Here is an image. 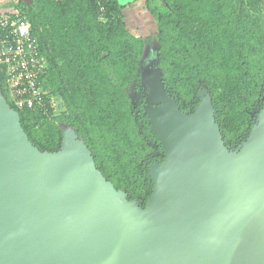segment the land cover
<instances>
[{"label":"water","instance_id":"water-1","mask_svg":"<svg viewBox=\"0 0 264 264\" xmlns=\"http://www.w3.org/2000/svg\"><path fill=\"white\" fill-rule=\"evenodd\" d=\"M156 64L139 69L164 154L148 165L144 208L104 178L73 129L59 126L57 152L35 148L0 86V264H264V101L230 151L207 91L181 111Z\"/></svg>","mask_w":264,"mask_h":264},{"label":"trees","instance_id":"trees-1","mask_svg":"<svg viewBox=\"0 0 264 264\" xmlns=\"http://www.w3.org/2000/svg\"><path fill=\"white\" fill-rule=\"evenodd\" d=\"M10 4L30 21L46 63L39 79L43 107L20 110L8 102L29 141L54 153L61 146L59 125L73 129L104 178L141 208L153 189L148 165L164 160L143 111L139 69L146 54L156 57L164 88L181 111L192 113L197 92L207 91L230 151L253 128L264 101L262 0ZM3 79L0 69L6 95ZM51 96L60 99L62 111L55 112Z\"/></svg>","mask_w":264,"mask_h":264},{"label":"built area","instance_id":"built-area-1","mask_svg":"<svg viewBox=\"0 0 264 264\" xmlns=\"http://www.w3.org/2000/svg\"><path fill=\"white\" fill-rule=\"evenodd\" d=\"M0 69L7 102L20 110L43 107L46 93L39 79L46 70L45 59L31 33L28 18L14 9L7 10L1 0Z\"/></svg>","mask_w":264,"mask_h":264},{"label":"rangeland","instance_id":"rangeland-1","mask_svg":"<svg viewBox=\"0 0 264 264\" xmlns=\"http://www.w3.org/2000/svg\"><path fill=\"white\" fill-rule=\"evenodd\" d=\"M12 2V0L11 1H9V6H12L10 3ZM9 6H6V9L8 10V9H11V7H9ZM260 22H261V28H262V30L264 31V0H262V12L260 13ZM149 56L146 54L144 57H143V61H142V63L141 64H144V62L145 61H147V58H148ZM6 98H8L7 97V95H4ZM51 99H52V101H53V104H54V107H55V112H59V111H62L63 110V106H62V104H61V101H60V99H58V98H56V97H54V96H51ZM59 126H61V125H59Z\"/></svg>","mask_w":264,"mask_h":264},{"label":"crops","instance_id":"crops-1","mask_svg":"<svg viewBox=\"0 0 264 264\" xmlns=\"http://www.w3.org/2000/svg\"><path fill=\"white\" fill-rule=\"evenodd\" d=\"M3 3H4V5L6 6V5H8L9 4V1H11V0H1Z\"/></svg>","mask_w":264,"mask_h":264},{"label":"flooded vegetation","instance_id":"flooded-vegetation-1","mask_svg":"<svg viewBox=\"0 0 264 264\" xmlns=\"http://www.w3.org/2000/svg\"><path fill=\"white\" fill-rule=\"evenodd\" d=\"M151 57V56H150ZM139 92V91H138ZM144 92L142 91V94H143ZM140 94V93H139ZM138 96V94L136 93V96H135V98ZM140 96V95H139ZM138 98V97H137Z\"/></svg>","mask_w":264,"mask_h":264},{"label":"clouds","instance_id":"clouds-1","mask_svg":"<svg viewBox=\"0 0 264 264\" xmlns=\"http://www.w3.org/2000/svg\"><path fill=\"white\" fill-rule=\"evenodd\" d=\"M5 97V96H4ZM7 101V100H6Z\"/></svg>","mask_w":264,"mask_h":264}]
</instances>
